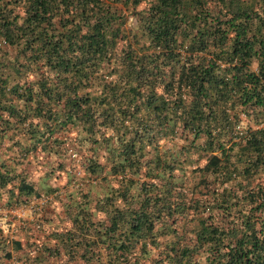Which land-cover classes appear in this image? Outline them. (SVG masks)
I'll return each instance as SVG.
<instances>
[{"label": "trees", "instance_id": "trees-1", "mask_svg": "<svg viewBox=\"0 0 264 264\" xmlns=\"http://www.w3.org/2000/svg\"><path fill=\"white\" fill-rule=\"evenodd\" d=\"M45 195L0 264H264V0H0V210Z\"/></svg>", "mask_w": 264, "mask_h": 264}, {"label": "rangeland", "instance_id": "rangeland-1", "mask_svg": "<svg viewBox=\"0 0 264 264\" xmlns=\"http://www.w3.org/2000/svg\"><path fill=\"white\" fill-rule=\"evenodd\" d=\"M145 1L149 2L150 0ZM145 5V3H142L139 9L144 8ZM177 143L182 144L181 141H177ZM203 163L204 161H201L199 164L202 165ZM43 170V168H39L36 164L28 168L29 173L35 176V180L37 176H40ZM57 174L55 173V175ZM58 176L59 177L57 179L52 178L51 180L47 181V184L53 187L62 188L66 181L64 180L63 173L59 174ZM189 176L192 181L191 185H196L198 176ZM114 183L115 182H111L110 185L115 186ZM69 186L70 187L68 188L71 189L72 183ZM103 186L105 187L107 184H104ZM93 189L98 192L100 190L103 191L99 186ZM61 193L62 192H60V194ZM21 208V211L14 212L6 211L5 209L0 210V229L3 231L5 236L13 237L16 240H21L23 243H25L28 235H31L33 232H36L35 234L37 236V232L45 233L46 229L48 228H55L60 231L59 229L62 230L69 228L70 226L68 220L63 215L61 204L58 201V198H55V195H50L49 197L45 195V197H42L41 199L31 200L30 203ZM7 264H12V262Z\"/></svg>", "mask_w": 264, "mask_h": 264}, {"label": "built area", "instance_id": "built-area-1", "mask_svg": "<svg viewBox=\"0 0 264 264\" xmlns=\"http://www.w3.org/2000/svg\"><path fill=\"white\" fill-rule=\"evenodd\" d=\"M22 207H25V206H22ZM22 210V208L21 207H17V208H15V209H12V210H6V211H11V212H14V211H21Z\"/></svg>", "mask_w": 264, "mask_h": 264}, {"label": "crops", "instance_id": "crops-1", "mask_svg": "<svg viewBox=\"0 0 264 264\" xmlns=\"http://www.w3.org/2000/svg\"><path fill=\"white\" fill-rule=\"evenodd\" d=\"M63 210V209H62ZM68 227V226H67ZM70 227V226H69ZM49 229V228H48ZM54 228H50L49 230H53ZM57 230V229H56ZM59 230H61V229H59ZM48 231H46L45 233H47ZM14 257H15V254H14ZM10 262H12L13 264H16V262L13 260V261H10Z\"/></svg>", "mask_w": 264, "mask_h": 264}]
</instances>
